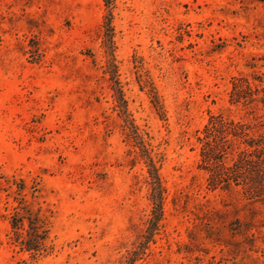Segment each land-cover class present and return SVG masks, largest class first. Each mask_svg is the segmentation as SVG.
Masks as SVG:
<instances>
[{
	"label": "rangeland",
	"instance_id": "1",
	"mask_svg": "<svg viewBox=\"0 0 264 264\" xmlns=\"http://www.w3.org/2000/svg\"><path fill=\"white\" fill-rule=\"evenodd\" d=\"M106 14L0 0V264H130L146 150L163 215L133 264H264V200L209 188L197 140L210 114H264L229 102L234 77L264 85V0H112L108 36ZM23 207L47 229L35 258L13 241Z\"/></svg>",
	"mask_w": 264,
	"mask_h": 264
},
{
	"label": "trees",
	"instance_id": "2",
	"mask_svg": "<svg viewBox=\"0 0 264 264\" xmlns=\"http://www.w3.org/2000/svg\"><path fill=\"white\" fill-rule=\"evenodd\" d=\"M107 10L102 27L106 36L110 29V6L112 0H103ZM114 78V77H113ZM229 102L244 108L261 107L264 110L263 80L256 77H234L231 83ZM154 97V96H153ZM155 98V97H154ZM157 104V101H154ZM257 116L250 121L235 120L222 113L210 114L197 137L200 144V166L207 173L211 189L233 190L246 199L264 200V118ZM146 150V148H145ZM148 168V184L151 201L150 218L143 240L132 251L130 264L137 260L158 230L163 215V188L155 161L144 151ZM21 214L10 219L13 241L30 257L35 258L46 248L47 229L38 216L23 207ZM264 256V252H263ZM25 261L14 264H23Z\"/></svg>",
	"mask_w": 264,
	"mask_h": 264
}]
</instances>
